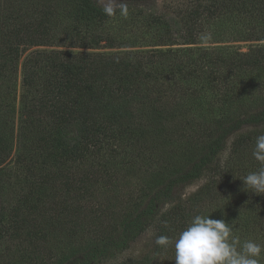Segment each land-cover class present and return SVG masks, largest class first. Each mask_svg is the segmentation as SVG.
I'll use <instances>...</instances> for the list:
<instances>
[{"label": "trees", "instance_id": "trees-1", "mask_svg": "<svg viewBox=\"0 0 264 264\" xmlns=\"http://www.w3.org/2000/svg\"><path fill=\"white\" fill-rule=\"evenodd\" d=\"M181 1L170 17L154 0H0V87L20 75L16 115L0 110L7 264H106L148 229L119 264H175L197 214L264 246V195L242 180L260 167L264 0Z\"/></svg>", "mask_w": 264, "mask_h": 264}, {"label": "clouds", "instance_id": "clouds-1", "mask_svg": "<svg viewBox=\"0 0 264 264\" xmlns=\"http://www.w3.org/2000/svg\"><path fill=\"white\" fill-rule=\"evenodd\" d=\"M105 11L111 15L109 9ZM126 13V8L123 9ZM252 157L260 164L256 171L243 177L245 190L264 195V134L256 136ZM157 246L168 247L165 235L155 240ZM175 264H261L264 246L253 240L243 243L234 235L232 223L212 219L210 215H195L174 241Z\"/></svg>", "mask_w": 264, "mask_h": 264}, {"label": "rangeland", "instance_id": "rangeland-1", "mask_svg": "<svg viewBox=\"0 0 264 264\" xmlns=\"http://www.w3.org/2000/svg\"><path fill=\"white\" fill-rule=\"evenodd\" d=\"M98 1L102 5L111 9V8H115L116 6H119V4L123 2L124 0H98ZM154 1L155 3L153 7L155 6V9L157 7L158 11L170 17L175 16V13L178 11V9L180 10V8L178 7L182 4L181 0H154ZM137 41H139V39ZM178 47L183 48V47H192V46L191 45L189 46L180 45V46H174L173 48H178ZM150 49L152 48H149V47L140 48V50H150ZM134 50H137V49L134 48ZM95 51L100 52V53L113 54L115 52L121 51V49L102 48V49L95 50ZM241 51H246V48L242 46ZM7 87H9V89H6ZM19 94H20V75L18 72L16 77H14V79L11 80V82L6 83L0 87V110L3 108L4 105L9 104V108L11 109L14 108L15 115H16ZM231 141L232 139L228 140L227 149L222 153L221 157L223 160L228 155V149H229V145ZM14 152L15 151L12 146V149L9 152L8 158L6 159L2 167L5 166L7 169H9L13 166ZM223 160L221 161L223 162ZM203 182H204V179H201L195 182L194 184H192L191 186L187 187L183 192L184 196L186 197L190 195L191 193H193L198 187L201 186ZM152 243H153L152 230L148 229L147 232H145L136 241H134L127 250L121 252L120 254H117L114 258H112L106 264H119L122 261L129 259V258L141 257L142 255H144L147 251L151 249ZM5 248L7 247H4L3 245L0 247V263L1 264H7L8 262L12 263L14 259H16V255L12 256L11 253H8L7 255H5L4 252L7 251V250L3 251Z\"/></svg>", "mask_w": 264, "mask_h": 264}]
</instances>
